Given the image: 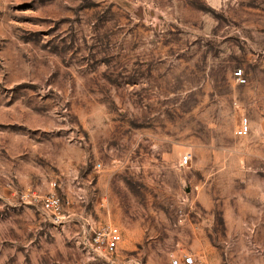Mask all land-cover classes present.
<instances>
[{
  "label": "rangeland",
  "instance_id": "rangeland-1",
  "mask_svg": "<svg viewBox=\"0 0 264 264\" xmlns=\"http://www.w3.org/2000/svg\"><path fill=\"white\" fill-rule=\"evenodd\" d=\"M181 253L264 264V0H0V264Z\"/></svg>",
  "mask_w": 264,
  "mask_h": 264
},
{
  "label": "built area",
  "instance_id": "built-area-1",
  "mask_svg": "<svg viewBox=\"0 0 264 264\" xmlns=\"http://www.w3.org/2000/svg\"><path fill=\"white\" fill-rule=\"evenodd\" d=\"M233 78L238 84L246 83V78L243 75L242 69L239 68L233 71ZM250 132V122L245 116L241 117L235 133L238 136H246ZM190 154H184L179 163L185 166L190 160ZM52 190L49 191L41 199V209L43 212L51 215L55 219H60L62 216L63 204L60 196L55 192L54 187L56 182L51 183ZM84 230V242L97 255L108 256L115 253L123 241V236L120 228L112 223H105L103 225L88 224ZM172 264H205L189 253L171 254Z\"/></svg>",
  "mask_w": 264,
  "mask_h": 264
},
{
  "label": "crops",
  "instance_id": "crops-1",
  "mask_svg": "<svg viewBox=\"0 0 264 264\" xmlns=\"http://www.w3.org/2000/svg\"><path fill=\"white\" fill-rule=\"evenodd\" d=\"M197 260V259H196ZM202 263H205L206 264V262L205 261H203V260H200Z\"/></svg>",
  "mask_w": 264,
  "mask_h": 264
}]
</instances>
